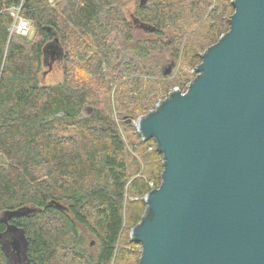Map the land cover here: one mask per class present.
I'll return each instance as SVG.
<instances>
[{
  "label": "trees",
  "instance_id": "1",
  "mask_svg": "<svg viewBox=\"0 0 264 264\" xmlns=\"http://www.w3.org/2000/svg\"><path fill=\"white\" fill-rule=\"evenodd\" d=\"M231 1L0 0V214L29 209L0 222V264H14L7 224L27 264H139L130 229L164 159L133 120L185 90L188 69L228 30ZM129 4L153 30L136 29ZM14 5L25 36L9 33ZM49 44L61 77L44 83Z\"/></svg>",
  "mask_w": 264,
  "mask_h": 264
},
{
  "label": "water",
  "instance_id": "2",
  "mask_svg": "<svg viewBox=\"0 0 264 264\" xmlns=\"http://www.w3.org/2000/svg\"><path fill=\"white\" fill-rule=\"evenodd\" d=\"M231 4L228 30L201 54L186 89L174 87L135 121L164 159L130 229L139 264H264V0ZM53 46L47 70L58 60ZM27 211H4L0 222ZM6 243L14 264H27L11 224Z\"/></svg>",
  "mask_w": 264,
  "mask_h": 264
},
{
  "label": "rangeland",
  "instance_id": "3",
  "mask_svg": "<svg viewBox=\"0 0 264 264\" xmlns=\"http://www.w3.org/2000/svg\"><path fill=\"white\" fill-rule=\"evenodd\" d=\"M125 11H126L127 17L133 20V17H132L133 16L132 15V5L131 4H129L126 7ZM139 28H141V27L140 26H136V29H139ZM140 30L145 31L144 29H140ZM30 31H32V28H30ZM55 58H56V56H55ZM56 64L54 66H52L50 70H47L46 68L44 69V71L45 70H47V71H46V74H42V76H41L42 82H44V83H48V82L49 83H53V82H57L60 79V77H61V72H60V68H59L60 65L58 64V62ZM176 68H177V66H176ZM176 68L172 67V71H171V73L169 75H171V76L174 75V73L176 72ZM188 71H189V73L191 72V74L193 73V77L192 78H194V76L196 74L195 67L189 68ZM186 87H187V85H186ZM167 94L166 95L159 96L157 98V100L155 101V103L149 108V110L152 109V108H154L156 102L159 101V100H161V99H163L164 97H166ZM146 113H144V114H146ZM141 115H143V114H141ZM135 121L133 120L134 123H135Z\"/></svg>",
  "mask_w": 264,
  "mask_h": 264
},
{
  "label": "built area",
  "instance_id": "4",
  "mask_svg": "<svg viewBox=\"0 0 264 264\" xmlns=\"http://www.w3.org/2000/svg\"><path fill=\"white\" fill-rule=\"evenodd\" d=\"M8 12L12 18V23L9 26V33L24 35V36L27 35L30 32L31 24L27 19L23 18L20 15V5L11 6L8 9Z\"/></svg>",
  "mask_w": 264,
  "mask_h": 264
},
{
  "label": "flooded vegetation",
  "instance_id": "5",
  "mask_svg": "<svg viewBox=\"0 0 264 264\" xmlns=\"http://www.w3.org/2000/svg\"><path fill=\"white\" fill-rule=\"evenodd\" d=\"M58 61L54 58L52 64L57 63Z\"/></svg>",
  "mask_w": 264,
  "mask_h": 264
}]
</instances>
